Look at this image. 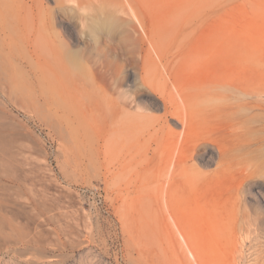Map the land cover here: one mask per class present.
Masks as SVG:
<instances>
[{
  "label": "rangeland",
  "instance_id": "374dc122",
  "mask_svg": "<svg viewBox=\"0 0 264 264\" xmlns=\"http://www.w3.org/2000/svg\"><path fill=\"white\" fill-rule=\"evenodd\" d=\"M93 1L86 12L106 11L117 0ZM132 3L139 21L118 12L113 40L88 46L92 57L70 66L87 86L106 87L109 105L117 101L113 85L128 84L142 108L126 106L121 119L101 109H54L32 73L37 64L27 56L24 40L13 34L11 49L0 45V264H264V237L251 241L241 235L239 207L254 204V195L242 192L248 160L264 186L259 164L264 144L252 152L264 136L259 125L264 109L242 111L235 99L243 88L252 94L247 99L264 101V0ZM76 10V3L65 1L57 21L68 23L66 12L72 16L71 42L77 48L87 43L74 30ZM145 31L152 38L146 69ZM98 56L105 61L98 63ZM173 107L192 118L186 155L174 168L175 179L155 186L156 175L169 176L171 164L163 167V161L178 153L175 143L183 134ZM145 116L155 126L153 152L146 154L147 146L137 144ZM237 116L244 125L234 139L228 124ZM109 135L142 155L131 170L118 169L105 153ZM185 170L195 174L191 185L179 181ZM139 179L150 187L136 190Z\"/></svg>",
  "mask_w": 264,
  "mask_h": 264
},
{
  "label": "bare ground",
  "instance_id": "6f19581e",
  "mask_svg": "<svg viewBox=\"0 0 264 264\" xmlns=\"http://www.w3.org/2000/svg\"><path fill=\"white\" fill-rule=\"evenodd\" d=\"M54 1L56 5L54 7H48L47 5H45L43 0H0V45L3 47L8 45V48L11 49L9 45L11 43L10 41L12 40L11 36L13 34L24 40L25 42L24 50L27 53V56H29V58L33 57L35 59V63L37 64L35 71H32V73L43 86L42 90H44V92L46 93V95L44 96L46 102H48L52 107H54V109L58 107L59 108L66 107V108H70V110L72 109L71 112H73V110L84 107L85 109L88 110V112L91 113L95 111L97 112L100 109L106 111L107 114L113 112L114 113L112 114L113 119L120 115L119 112H124L126 106L142 108V105L140 101L137 100V97L132 96L133 93H130L128 91L129 90L127 89L128 87L126 88L128 84L126 83L122 84L123 82L122 83L118 82L119 83L118 86L113 85L115 86L114 88H116L114 90L115 92H117V101H112V104L109 105L106 99V94L108 92L106 87H101L100 85L87 86L81 79L75 76L76 73H74L70 68V66H72V64L75 63V61L77 60L81 62L83 58L90 59L92 57L91 54L88 55L89 53H87L88 46L97 48V46H99L98 44L100 43V40H103L105 42L108 40H113L120 26L119 21L121 18H119L118 16L119 14H117L118 12L121 13L124 12L125 14L129 15L130 17H134L137 21H139V14L135 8V5L132 3L133 0H125L124 3L123 1L121 2L117 0L114 1V5L111 4V9H108L106 11L96 10V12L94 13L85 11L86 7L94 3L93 0L89 2L88 1L85 2L84 0H54ZM65 1H71L76 3L77 10H80L77 12L78 22H76L77 26H75L76 29L74 28V30H78L79 32L78 31L77 32L80 33L81 36H84L87 45L76 48L74 47L75 44L71 42V36H73V30L69 23L70 21L73 20H71L72 16L69 15L68 12L65 13L68 19H70L68 23L63 20L62 22H60V20L57 21L58 19L57 17L59 16L58 13L60 11H63V5ZM88 8L90 9L91 7ZM70 9H74V8L70 7ZM58 24L62 25L61 27L62 29L60 30L56 29V26H60ZM150 34L151 33L149 31L148 32L145 31L146 40L145 41L143 40L144 43L146 44V47L142 48L143 50L142 60L145 66L144 69H146V65H148L149 58L151 55L152 38ZM95 60H97V62L99 60L105 61L104 58H101L99 56ZM141 81L143 84L145 85L147 84V80L144 75L141 77ZM84 88H86V94L82 90ZM238 91L240 92V95L235 99L237 100V106L242 111L243 110L247 111L251 109V107L253 106L264 109V101L261 102L260 100L257 99L254 100L247 99L249 98V96H252V94L244 90L243 88L238 89ZM88 94H91L92 99L91 98L89 99V96H87ZM260 94L261 92L258 91L255 93V96ZM100 99L103 101H101ZM162 101L165 107V115H167V113L170 112V108L168 107V102L164 98ZM186 105L187 103L184 106ZM173 108L174 109L172 114L173 115L175 114L176 118L181 122L183 134L181 135L182 136L181 140H177L175 143V145L177 146L176 149L178 148L177 150L178 153L176 155L174 154H171L169 156L167 155L164 158L163 167H167L169 164H171L169 176L167 177L165 176L163 178L162 176L156 175V178L153 180L155 182V186L156 185L162 187H165L166 185L168 186L171 183L172 179L173 178L175 179L174 168L180 167L183 164L181 158H183L186 155L184 146L187 145H185L186 143H184V137L187 135V130H189L188 119H191L192 121V118L191 117L187 118L186 113L185 115H182L181 113H179V110L176 107ZM150 119H151L150 116L149 118L147 117L144 118L141 122L142 124L143 123L146 124L139 127V138L141 141L140 140L137 141V144L138 145L140 144L139 145L140 147L141 144L147 146L144 151V154H146L151 149L150 147L151 137L154 133L150 127L151 125L152 128H154L155 126ZM110 120L111 119H109L107 122L109 123ZM136 123L139 124L138 121ZM243 123H244L243 120L240 119L239 116L234 117L231 123L229 122L228 127L233 128V131L231 130L230 134L233 133V137L235 136L234 139L238 138L239 134H241V131L237 130V128H241V126L244 125ZM125 124L126 123H124V125ZM131 124L134 125L135 123L131 122ZM138 124H135V126L137 127ZM259 125H260V129L263 130L264 129L263 119L260 120ZM127 129L129 128H125V130ZM111 135L113 136V132H111ZM111 135H109L105 140L103 146V148H105V153H109L113 155L114 157L113 159L117 161L116 163L118 169L124 170L125 168H128L131 170V166H132L131 164L133 162L138 163L139 161L138 159H141L142 155L139 154L138 151L133 152L130 149V147H126L125 145L127 141H124V143L122 142L120 143L119 140L115 141V138L113 139ZM187 138L190 139V137L188 136ZM263 142H264V136H260L259 141H257V144L255 143V147H253L252 152L257 154L259 149L262 147L261 145L264 144ZM194 144L195 145L191 150V155L198 156L197 151L199 145L197 144V142ZM250 145L253 144L248 142L247 146L251 147ZM152 152L153 151L151 149V153ZM137 154L141 158L136 159ZM259 164L261 165L263 164L264 167V160L262 161L259 160ZM243 170H244L243 171L244 184H243L242 192H244V195H249L248 193H252V195H254V197L252 196L254 204L253 207H251V205H249V207L242 204L239 205V207H241V219H242L240 226L241 229L240 233L242 236L246 238L248 237L251 240L252 238L256 239V237L258 236L264 237V205H263L264 186L255 180L254 178L255 168L252 167L250 160H248L245 163V167ZM191 173H187L186 170L183 171L182 175L179 177V181L182 182L187 181L191 185V183L195 181L194 180L195 176L193 177L194 174L193 171ZM135 186H137L136 190L138 191L143 189H148L150 187L149 181L144 182L142 179H139L137 185ZM163 194L165 195V188ZM163 201L165 200H162V202ZM163 205H165V203H163ZM180 235L184 239L182 234Z\"/></svg>",
  "mask_w": 264,
  "mask_h": 264
}]
</instances>
